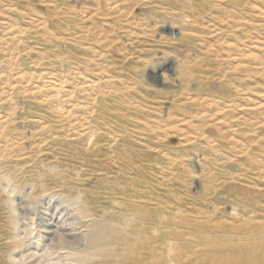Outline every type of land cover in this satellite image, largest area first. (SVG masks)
I'll use <instances>...</instances> for the list:
<instances>
[{"label": "rangeland", "instance_id": "obj_1", "mask_svg": "<svg viewBox=\"0 0 264 264\" xmlns=\"http://www.w3.org/2000/svg\"><path fill=\"white\" fill-rule=\"evenodd\" d=\"M116 184L168 222L171 264H252L238 231L264 233V0H0V264H74L44 228L82 247L62 197Z\"/></svg>", "mask_w": 264, "mask_h": 264}, {"label": "bare ground", "instance_id": "obj_2", "mask_svg": "<svg viewBox=\"0 0 264 264\" xmlns=\"http://www.w3.org/2000/svg\"><path fill=\"white\" fill-rule=\"evenodd\" d=\"M63 85L64 83L61 82L57 86L61 88ZM110 182L116 183L112 180ZM3 191L7 193L5 189ZM99 196V200L95 201L85 192L76 190L62 197L66 200L68 207L74 208V212L78 215L73 218L76 222L68 219L64 220L62 224L67 227L82 226L86 229L81 239L83 246L81 247L71 241L69 239L70 235L65 234L66 229L63 227L56 228V230L53 227H45L44 229H48V232L52 235L50 249L57 251L69 250L68 252L72 254L68 256L74 258L72 259L75 262L74 264H171L167 258L170 251L174 253L172 254V262L182 258L180 254L183 249H180L176 242H171L167 238L170 228L167 225L168 222L166 220L153 222L144 217L145 212L142 209V204L138 201L145 198H141V194L139 196L133 189L131 190L123 184H116ZM27 197L29 204H33L34 192L28 194ZM8 205L12 212L10 216L11 226L17 229L19 218L24 215L11 201H8ZM254 205L251 206L250 204L252 211L249 214L258 212L256 210L258 204L255 203ZM51 220L54 222V217ZM71 220L72 222L69 223ZM155 222L156 224H154ZM244 226L245 228L239 229L238 233L246 232L245 236L249 235L248 238L246 237L247 240L244 239L250 245L245 256L247 255L250 258L252 264H264V233L256 228L257 226L251 219L246 221ZM155 232L164 235L158 238L153 235ZM18 238L20 236L15 237V240L17 239L19 243L23 242L22 238L19 240ZM262 246L263 248H261Z\"/></svg>", "mask_w": 264, "mask_h": 264}]
</instances>
